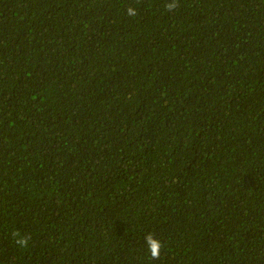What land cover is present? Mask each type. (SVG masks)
<instances>
[{
  "label": "trees",
  "instance_id": "obj_1",
  "mask_svg": "<svg viewBox=\"0 0 264 264\" xmlns=\"http://www.w3.org/2000/svg\"><path fill=\"white\" fill-rule=\"evenodd\" d=\"M167 2L0 0V264H264V0Z\"/></svg>",
  "mask_w": 264,
  "mask_h": 264
},
{
  "label": "clouds",
  "instance_id": "obj_2",
  "mask_svg": "<svg viewBox=\"0 0 264 264\" xmlns=\"http://www.w3.org/2000/svg\"><path fill=\"white\" fill-rule=\"evenodd\" d=\"M165 9L169 12L174 11L178 7V0H171V2H167L164 5ZM126 14L128 16H135L136 9L133 7H128L126 9ZM15 236V244L18 248L24 249L28 247L29 237L22 236L19 234H14ZM144 243L150 253L151 258L159 259L161 254V249L163 247L162 242L156 238L152 233H148L144 236Z\"/></svg>",
  "mask_w": 264,
  "mask_h": 264
}]
</instances>
